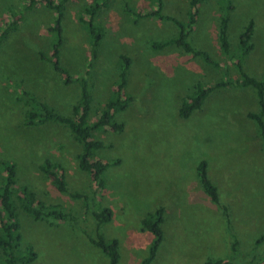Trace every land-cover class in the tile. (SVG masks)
I'll return each mask as SVG.
<instances>
[{"label":"rangeland","instance_id":"obj_1","mask_svg":"<svg viewBox=\"0 0 264 264\" xmlns=\"http://www.w3.org/2000/svg\"><path fill=\"white\" fill-rule=\"evenodd\" d=\"M95 1L102 5L94 16L101 31L94 49L85 24V8L94 0L63 2L59 60L71 76L69 82L40 58V54L50 58L54 36L47 27L53 13L40 4L28 7V0H0V29L11 19L17 24L0 41V185L3 164L11 162L15 188L26 185L44 204H57L77 219L75 224L54 218L34 220L17 206L16 189L12 195L20 233L16 250L21 253L29 246L34 256L14 264H108L89 240L95 222L86 214L103 206L110 209L111 217L99 232L105 239L117 240L119 264H141L152 239L141 220L158 206L163 207L162 240L151 264H202L207 258L253 264L264 254V238L257 242L264 231V143L256 123L246 116L258 108L254 90L217 88L188 117L177 114L197 82L207 85L238 76L215 36L224 0H203L188 35L190 43L204 49L218 67L172 45L152 47L153 42L175 36L178 27L169 20L137 17L126 8L144 13L155 8L156 0ZM229 1L234 6L228 24L230 52L238 55V34L252 19L253 47L242 64L249 75L260 77L264 0ZM160 12L186 22L188 0H162ZM120 55L130 61L124 87L130 100L124 110L113 114L123 124L121 131L94 132L102 146L93 150V157L117 160L105 169L103 188L97 191L89 174L77 166L80 147L69 130L53 121L26 124L21 93L29 91L57 112L70 115L80 96L77 76L89 68L88 119L94 121L118 81ZM45 158L57 164L66 191H57L38 168ZM201 160L227 207L225 213L199 183L196 166Z\"/></svg>","mask_w":264,"mask_h":264},{"label":"trees","instance_id":"obj_2","mask_svg":"<svg viewBox=\"0 0 264 264\" xmlns=\"http://www.w3.org/2000/svg\"><path fill=\"white\" fill-rule=\"evenodd\" d=\"M65 1L66 0H28L27 6L33 7L36 4H40L53 13L51 26L47 27V31L52 33L54 36L50 45V58H46L42 54H40V58L46 61L48 60L53 70L56 73L63 75L65 80L70 82L71 76L59 60V50L63 41L62 21L64 14L63 2ZM202 1L203 0H188L190 15L186 22H182L172 16L162 14L160 12L162 0H156L155 8L145 11L144 13H137L128 8L126 9L137 17L151 16L158 19L169 20L178 27V32L175 36L163 41L153 42V48L161 49L165 46L172 45L180 48L185 53L191 54L193 57L201 58L205 64L218 67L219 63L215 61L204 49L192 45L188 40V35L198 20V16L200 14V3ZM104 3L105 1L103 2V5ZM100 5L102 4L94 0L89 7L85 8L87 15L85 24L87 31L92 38V49L95 48L96 42L99 40L101 35L100 29L96 27V24L94 23V16ZM233 8L234 6L231 4V1L224 0L221 6V12L217 17L215 25V36L219 43L221 52L232 62L238 76L232 78L226 77L207 85L197 82L191 92L180 102L177 114L181 118H186L193 111L200 109L203 100L214 89L223 87H251L254 90L258 108L255 111H248L246 116L256 123L259 136L264 143V72L260 77L251 76L244 71L242 64V60L249 54L253 47L251 39L253 37L254 23L252 19H249L242 27L237 37L238 55L233 56L230 52L228 40L229 13L233 10ZM4 25V28L0 29V41L5 38L10 31L16 28V19H11L7 23H4ZM92 55H94V53H92ZM120 61L118 81L115 83L112 95L106 100L104 107L94 121H89L88 119L90 93L87 76L89 74V68L84 69L82 74L77 76L80 83V96L77 103L71 106L70 115H63L57 112L48 106L47 103L41 99V97L34 95L29 91H22L21 93L23 95L22 99H24V102L23 100L22 102L26 106L24 111L26 124L31 125L44 121H53L64 125L69 130L72 138L79 144L80 147L79 152L76 155L77 166L79 169L89 174L91 181L94 183L95 190L97 191L102 190L103 188V173L105 169L109 165L117 162V160L107 161L93 157V150L102 146V143L93 137L94 132L99 129H109L113 132L121 131L123 124L116 122L113 119V114L117 111L124 110L126 104L130 100V97L124 94L127 69L130 61L125 55H120ZM87 66L90 67L91 64L89 63ZM38 168L47 178H49L50 182L54 185L57 191H66L63 176L61 172H58L56 163L45 158L38 165ZM3 171V181L0 185L1 264H14L16 261L26 262L33 258L34 252L29 246H27L21 253H17L16 250L20 245V233L18 230V223L16 221L15 205L12 196L16 189L17 206L29 214L34 220L54 218L56 220H67L72 224H75L77 219L72 212L62 209L57 204H44L26 185H20L18 188H15L16 173L13 163H4ZM196 172L203 191L208 195L210 200L216 205H219L220 210L225 213L227 211V207L221 203L216 186L207 177L205 161H199L196 166ZM69 195L73 198L82 197L81 194L78 193H70ZM88 211L86 214L89 213L95 222V233L94 237H89L90 242L97 246L107 257L108 264H119L117 240L115 238L105 239L99 232V226L108 221L111 217L110 209L103 206L99 207L97 210ZM162 213L163 207L158 206L141 220L142 227L152 235L147 254L141 260V264H151L155 258L158 245L162 240V231L160 228ZM262 238H264V231L257 237V242ZM236 244L237 240L233 238L231 241L232 251L235 250ZM202 264H231V262L221 258H207ZM253 264H264V254L259 256L257 261L253 262Z\"/></svg>","mask_w":264,"mask_h":264}]
</instances>
